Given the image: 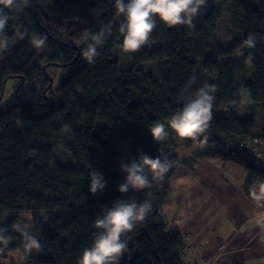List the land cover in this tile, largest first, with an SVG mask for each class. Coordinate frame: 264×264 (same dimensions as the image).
I'll list each match as a JSON object with an SVG mask.
<instances>
[{"label": "trees", "instance_id": "16d2710c", "mask_svg": "<svg viewBox=\"0 0 264 264\" xmlns=\"http://www.w3.org/2000/svg\"><path fill=\"white\" fill-rule=\"evenodd\" d=\"M41 1L28 0L22 12H8L12 17L5 28L8 47L0 51V97L8 79L15 78L21 85L17 102L0 111V227L14 239L16 214L33 212L41 244L39 252L15 264H78L83 250L93 242L97 215L115 200L129 198L147 201L151 208L143 221L123 235L127 249L119 264H182L184 241L178 233L167 231L160 213L170 194L167 180L182 162L174 145L153 141L149 129L155 121L167 124L183 107L181 90L200 73L203 80L197 88L204 83L216 86L214 104L221 113L212 114L199 143L180 141L188 148L227 145V150L216 147L212 153L249 171L248 195L253 188L258 190L260 181L264 182V167L236 146L257 138L256 121L264 104V0H207L191 27H168L158 21L149 41L127 54L129 63H120L115 55V49H121L118 28L124 19L117 14L115 0H43L52 13L40 6ZM226 2H232L236 10L231 16L232 33L223 41L218 24ZM17 25L25 33L23 39L16 35ZM108 25L111 35L89 63L82 55L86 44L81 35L96 34ZM250 34L257 37L252 49L243 46ZM33 36L46 38L42 48L34 47ZM249 55L252 68L245 63ZM227 57L233 59L223 62ZM149 61L156 63L159 79L139 66ZM51 67L65 73L57 86ZM238 78L250 92V102L244 106L238 103ZM26 82L35 97L24 96ZM236 106L244 113L236 115ZM258 137L264 140V125ZM57 147L66 149L71 158H58ZM141 154L170 161L172 167L162 179L149 174L150 187L119 193L118 186L125 180L121 163ZM92 169L106 181L104 191L95 195L89 192ZM41 212L46 214L49 231L38 219ZM6 213L13 216L5 220ZM20 247L21 239L12 244L13 251Z\"/></svg>", "mask_w": 264, "mask_h": 264}, {"label": "clouds", "instance_id": "9594fccd", "mask_svg": "<svg viewBox=\"0 0 264 264\" xmlns=\"http://www.w3.org/2000/svg\"><path fill=\"white\" fill-rule=\"evenodd\" d=\"M207 0H115L117 14L122 16L123 22L119 24L118 31L123 37L121 50L125 54L139 51L150 39V35L159 21L163 25L173 27L186 25L191 27L193 19L200 13ZM28 4V0H0V51L8 47V36L5 28L12 17L9 11L22 12ZM7 10V11H6ZM21 26L17 25L16 35L20 39L25 33L21 32ZM112 26H105L96 34L87 31L81 35V42L86 44L82 50L83 58L89 63L94 62L98 55V46L111 35ZM45 37L33 36L31 43L36 48H42ZM257 37L249 35L243 42V46L252 49L256 46ZM243 54V53H241ZM253 57L249 55L245 61L249 68L253 67ZM197 78L193 75L181 90L183 107L178 109L167 120V124L155 121L149 133L153 141H163L169 136V129L179 139H191L199 143L200 137L209 127L212 120L215 101L216 86L208 83L194 89ZM241 106L250 102L249 89L243 84L238 89ZM228 109H225L227 111ZM18 123H20L18 121ZM207 137H205L206 141ZM172 167V162L157 158H150L141 154L136 160L121 163L120 171L125 174V180L118 186V192L126 194L130 190L140 191L150 187L149 174L153 179H162L164 174ZM106 181L101 173L92 169L89 172V192L95 195L103 192ZM251 199L257 206H264V183L259 185L258 190L250 191ZM151 205L144 201L138 203L134 198L127 200H115L111 207H104L93 222L96 229L94 239L90 247H86L79 257L78 264H119V258L127 249V243L122 239L123 235L131 232L138 222L143 221ZM258 223L264 225V214ZM15 232L21 238V247L17 254L23 259L32 253L41 250L39 240L32 235L29 228L21 223L12 225ZM7 229L0 227V258H4L12 237L6 235Z\"/></svg>", "mask_w": 264, "mask_h": 264}, {"label": "crops", "instance_id": "0c3cea01", "mask_svg": "<svg viewBox=\"0 0 264 264\" xmlns=\"http://www.w3.org/2000/svg\"><path fill=\"white\" fill-rule=\"evenodd\" d=\"M169 133L165 146L174 145L182 164L167 180L170 194L160 213L167 231L184 241L182 262L206 264L210 258L212 264H264V225L258 223L264 206H257L245 190L249 171L212 153L227 145L188 148ZM255 135L258 139V130ZM240 147L236 149L248 157Z\"/></svg>", "mask_w": 264, "mask_h": 264}, {"label": "rangeland", "instance_id": "374dc122", "mask_svg": "<svg viewBox=\"0 0 264 264\" xmlns=\"http://www.w3.org/2000/svg\"><path fill=\"white\" fill-rule=\"evenodd\" d=\"M40 6L43 7L46 10V12L47 11L51 12V8H50L49 4L47 3V1L42 0L40 2ZM235 10H236V6L232 2H226L222 6L221 19H220L219 24H218V32H219V38L223 41L227 40L232 33V18H231V16ZM242 51L243 50H241L240 52H242ZM115 55H116V57L120 63H129L130 62L129 56L127 54L123 53L120 48L115 49ZM231 59H233V57L224 58V59H222V61L227 62L228 60H231ZM139 66L145 71L146 74L153 75L158 79L160 78V75L157 71L155 62H153V61L144 62V63L140 64ZM50 72L55 75V86L59 85L60 82L62 81L63 77L65 76V73L63 72L62 68L51 67ZM241 75L242 74L239 70L238 76L240 77ZM202 80H203V77L199 73V75L197 77V83H196L195 88H197V86L199 85V83ZM237 84L238 85L241 84L239 78L237 80ZM18 87H19V80L15 79V78L8 79V81L5 85L4 93L0 97V111H5L8 108V106L17 102V99H18L17 89H18ZM23 94L26 98H33L36 95L35 93H33L31 91V88L27 82L24 84ZM38 109H39V111H44L46 108L38 107ZM233 112L236 115H240V114L244 113V110L240 106H236L233 108ZM220 113H221L220 106L214 104L212 114L215 116H218V115H220ZM263 125H264V104L260 106V110L258 112V117H257V121H256V126H255L256 129L255 130H258V132H259L260 128ZM170 130L171 129H169V131ZM161 143L163 145H165L164 140L161 141ZM55 152H56V156L58 158H62V159H70L71 158L70 153L64 148L57 147L55 149ZM37 215H38V219H40L42 221L46 230L49 231L50 229H49V225L47 223L46 214L41 212V213H38ZM12 216H13V213H6L5 214V220H9ZM16 217L19 219V223L24 224L29 228L32 235H34L35 237L38 236L36 223H35L36 219L34 217L33 212H29V211L20 212V213L16 214ZM14 236H15L14 239H12L8 245V249L5 252L4 258H2L0 260V264H15L21 259V257L17 254V250H15V251L12 250V244L21 238L19 237V234L17 232H15Z\"/></svg>", "mask_w": 264, "mask_h": 264}, {"label": "built area", "instance_id": "2783aa9c", "mask_svg": "<svg viewBox=\"0 0 264 264\" xmlns=\"http://www.w3.org/2000/svg\"><path fill=\"white\" fill-rule=\"evenodd\" d=\"M240 151L245 152L248 157H250V160L254 162L255 164L264 167V140L259 138L255 139H248L242 145L240 144ZM212 259H207L206 264H212ZM182 264H184L182 262Z\"/></svg>", "mask_w": 264, "mask_h": 264}, {"label": "water", "instance_id": "95a60500", "mask_svg": "<svg viewBox=\"0 0 264 264\" xmlns=\"http://www.w3.org/2000/svg\"><path fill=\"white\" fill-rule=\"evenodd\" d=\"M23 82H24V81H23ZM23 82H22V83H23ZM22 83H21V84H22ZM20 87H21V85H19V87H18V89H17V94H18V91L20 90Z\"/></svg>", "mask_w": 264, "mask_h": 264}]
</instances>
